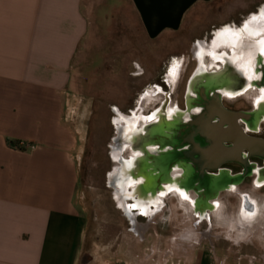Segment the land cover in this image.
Here are the masks:
<instances>
[{
  "label": "crops",
  "instance_id": "0c3cea01",
  "mask_svg": "<svg viewBox=\"0 0 264 264\" xmlns=\"http://www.w3.org/2000/svg\"><path fill=\"white\" fill-rule=\"evenodd\" d=\"M83 1L0 0V264H215L221 251L228 264L255 258L264 264L263 242L238 239L215 219L198 224L181 208L179 227L169 207L151 210L131 227L142 244L148 234L157 239L145 255L128 258L120 244L108 256L86 249L77 203L79 139L66 116L72 61L90 24ZM129 1L145 35L156 39L178 29L191 9L215 0ZM19 142L38 148L17 150ZM164 233L161 251L158 234Z\"/></svg>",
  "mask_w": 264,
  "mask_h": 264
},
{
  "label": "rangeland",
  "instance_id": "374dc122",
  "mask_svg": "<svg viewBox=\"0 0 264 264\" xmlns=\"http://www.w3.org/2000/svg\"><path fill=\"white\" fill-rule=\"evenodd\" d=\"M82 9L90 24L72 61L66 116L79 139L77 203L86 221V249L108 256L120 244L127 247L128 258L140 257L147 253L145 248L157 239L148 234L144 243H140L142 238L131 227L143 224L145 217L137 216L142 213L134 211L132 199H126L121 207L116 198L118 190L113 177L121 167L119 160L130 155L121 148L118 130L123 123L119 126L117 119L123 122L134 118V115H147L161 103V93H172L171 102H177L182 109L186 84L197 70L195 46L203 43L210 47L218 34L224 31L246 38L247 23L264 14V0H215L201 5L186 13L178 29L156 39L145 35L129 0H84ZM252 39H264V31ZM230 49L232 47L223 45L215 51L230 54ZM203 62L208 70L214 66L207 56ZM250 91L236 101L227 102L228 107L237 112H250V104L258 94L257 90ZM147 93L149 98L142 101ZM247 186L249 182L237 191L244 192ZM128 189L131 191L132 187ZM254 193V198L263 196L264 188ZM221 196L224 198L219 210L225 207L228 212L237 213L239 197L225 192ZM176 201L168 200L166 208L175 210L174 224L179 227L183 224L178 213L182 206ZM215 215L210 219L211 224L214 219L216 221ZM159 218L166 223L162 215ZM221 226L231 230L226 221ZM242 233L235 232V235L238 239L250 236L257 245L264 243L261 233ZM166 235L158 234L161 251L167 246ZM255 251L246 252L254 256ZM232 254L234 252L230 251L229 255ZM158 256L156 258L160 259ZM225 256L223 251L217 254L215 264H228ZM252 263L260 264V261L255 258Z\"/></svg>",
  "mask_w": 264,
  "mask_h": 264
},
{
  "label": "water",
  "instance_id": "95a60500",
  "mask_svg": "<svg viewBox=\"0 0 264 264\" xmlns=\"http://www.w3.org/2000/svg\"><path fill=\"white\" fill-rule=\"evenodd\" d=\"M255 61L252 74L254 77L259 76V79L246 80L241 76V72H236L230 65H223L219 71L204 74L195 71L188 85V90L194 97H186V106L189 113L195 111L200 115L189 116L192 121L187 125L181 122L179 124L165 122L146 128V136L139 143L142 157L135 160L131 172L134 181L138 177L145 181L143 194L153 192L154 187L161 182L174 184L168 178V173L173 165H177L185 173L184 180L178 187L187 190L197 183V190L203 189L205 193L209 191L214 193L210 198L203 199L202 202L206 204L205 201L213 199L218 191L229 190L251 175L252 167L247 163L248 158L264 160V139L246 135L239 126V122H243L250 131L255 132L258 122L264 118V102L252 112L230 111L221 103L222 97H233L235 94L238 96L250 88L264 90V64L260 60V55ZM170 139L173 140L172 143L169 142ZM153 144L159 146L158 152L146 149ZM202 144L207 148L199 151ZM185 145L191 146V156L189 152H179ZM133 150L136 149L133 147ZM193 151L196 154H203L208 162L215 161V164L211 167L197 166L193 159ZM244 152L247 153L246 156ZM225 163L239 164L243 167V172L231 176L225 170H218ZM215 170L219 172L216 176L206 173ZM258 174L264 179V170H259Z\"/></svg>",
  "mask_w": 264,
  "mask_h": 264
},
{
  "label": "flooded vegetation",
  "instance_id": "af4514ba",
  "mask_svg": "<svg viewBox=\"0 0 264 264\" xmlns=\"http://www.w3.org/2000/svg\"><path fill=\"white\" fill-rule=\"evenodd\" d=\"M231 47L232 49H230L231 51L230 54H227L225 51H222L220 53V52H216L215 50L214 51L212 50L210 53L205 55L209 57L210 59H212V64L214 65L209 70L206 67L205 63L203 62L204 57H205L204 55L201 56L200 59H196L194 57L196 68H197L196 71H198L200 74H204L205 72L207 73V72H212V71H219L220 69H222L223 65L224 66L230 65L234 68L236 72L238 73L241 72V76H243L246 80L259 79V76H256V77L253 76L252 68L256 64L255 59L258 55H260V60L264 64V39H261L260 41H256V40L247 38V39H244L241 42V44L237 45L236 43H232L229 48ZM189 81L190 79L188 80L186 84L182 109L179 108V105L177 102L175 103L171 102L172 93H169V94L161 93L162 95L161 103L157 104L155 108L152 109L151 112L148 113L147 115L143 114L145 122L137 121L134 125H131L132 126L131 129L128 128L130 125H127V123L122 124L120 126L121 128L118 131L120 133L119 138H120V142L122 145L121 148L130 153V155H128L127 157L121 158L119 160V163L121 165L119 170L120 171L122 170L124 172L122 179L125 180V184L128 183L127 181L129 179L135 182L136 184H134V186L132 187V190L131 191L129 190L128 192H130L136 200L140 199L139 201L141 200L151 201V204L148 205V210L150 209L155 212L163 213V211L166 210L167 201L170 199L176 198L175 196L181 197V199L183 200L184 197L180 195V192L181 191L184 192V194L187 197L192 199L191 204L186 203L188 202L187 199H184V201L190 207L192 216L195 222L198 224L210 223V219L212 215L216 214L217 209L220 208L221 201L224 198L221 196L223 192H225V194L235 193V195H237V197H239L240 199V204L238 207L239 215L243 219H245V221H247L248 223L255 224V219L259 211V208H258L259 203H258V198L257 197L254 198V195L250 191V189L251 190L254 189V192H255L257 190H261L264 188L263 176H260L258 174L259 170H264V160H260L257 158H248L247 163L250 167H252L251 175L248 177H245L238 185L232 186V188H230L229 190L218 191L216 196L213 199L205 201L206 204L202 202L203 199L210 198L211 196L214 195V193L212 191L205 193L203 189L197 190V185H198L197 183L194 184L193 188H188L187 190H184L178 187V184H182L184 180L183 176L185 173L177 165H173V167L170 169L168 173V176H169L168 178H170V180H172L174 184L176 182L177 185H174V184L170 185V184L161 182L159 183V185H156L154 187L153 192H150V193L148 192L146 195L142 193L144 189L143 185L145 181L139 177L137 178L136 181H134L133 178L131 177V172L134 169L135 160L142 157V153L140 152L141 147L139 146V143L142 142L141 139L144 136H146L145 130L148 126L160 125L165 122L171 123V124H179L181 122L182 124L187 125L191 123L192 121L190 120L189 116L197 117L198 115H200L199 112H195V111L189 113L188 112L189 110L186 106V97L187 96L194 97V95H192L188 90ZM250 90H257V89L250 88L246 90L244 93H248ZM257 91H258L257 96L252 100V104H250V109H251L250 112L256 110L257 107L260 106L261 103L264 102V90H261V91L257 90ZM244 93L238 96H236L237 94H235L233 95V97H226V96L222 97L221 103L223 107H225L227 110L234 111L230 107H228L227 102L236 101L240 99V97H242ZM148 117H151V119H148ZM239 126L244 130L246 135L264 139V118L260 119V122H258L255 132L250 131L247 125L243 122H239ZM128 130L131 133H129ZM153 141L155 143L154 139ZM169 142L172 143L173 140L170 139ZM133 147L136 149L135 151L133 150ZM206 148H207L206 145L202 144L200 145L199 151L203 149L206 150ZM146 149L151 152H158L159 146L156 144L155 145L153 144L151 146H147ZM191 150L192 149L190 145H185L183 148L179 149V152L180 151H184L186 153L189 152V155L191 156V153H190ZM194 153H193V157H194L193 159L196 162L197 166L200 167V166L205 165V166L211 167L212 165L215 164L214 163L215 161L208 162L203 154H196V153L194 154ZM243 154L244 156L247 155L246 152H244ZM188 165L191 166L190 162H188ZM218 170H225L231 176H234V175L241 174L243 172V167L236 163H225L221 165ZM206 173L208 175L216 176L218 175L219 172L215 170V171H206ZM116 175L118 174H115V176L113 177V184H115L114 182L116 180ZM245 182H249V186H247V189L244 190V192L237 191V189L241 188L242 186L245 187ZM169 189H172V190L169 191ZM161 192H164L165 195L161 196L160 195ZM173 193H175L176 195L174 196ZM121 196L123 197V195ZM216 204L218 207L216 206ZM134 205L135 203L133 204V206ZM134 211L137 212L138 209H134ZM164 214H166V212ZM137 216L142 217L144 215L138 213ZM231 230L235 232H242V231H239L238 229H232V227H231ZM255 232L261 233L262 231L261 229H257L256 231H254V233ZM242 234L245 235V232H243Z\"/></svg>",
  "mask_w": 264,
  "mask_h": 264
},
{
  "label": "bare ground",
  "instance_id": "6f19581e",
  "mask_svg": "<svg viewBox=\"0 0 264 264\" xmlns=\"http://www.w3.org/2000/svg\"><path fill=\"white\" fill-rule=\"evenodd\" d=\"M264 31V14H261L259 17H255L251 20L250 23H247L246 27H245V33L247 34L246 38H254L255 36H259L262 32ZM241 33V31H240ZM260 38V37H259ZM242 37H240L238 34L230 32V31H224L218 34L217 39L215 40V42H213L211 44V46H207L203 43H198L197 46H195L194 48V52H198L197 53V59H200L201 56H205L208 53H210L212 50L214 51L216 48H218L219 46H228L230 47L232 43H236L241 44V42L244 40ZM246 47V46H245ZM170 75H172L171 79H173L174 77V73L171 70L170 71ZM251 92V91H250ZM255 94V92H254ZM149 98L148 93L147 95H145L141 100L144 101L145 99ZM123 120V119H122ZM137 121H144L145 119L143 117V114L141 115H134V118L131 119H124L123 122L120 121V119H117V124L120 126L121 123L125 124L127 123V125H130L128 128H132L131 125H134ZM129 132V130H128ZM131 133V132H129ZM118 155V154H117ZM120 172V173H119ZM118 175H116V180H115V186L117 187L118 190V194L116 195V198L118 200L119 206H124V202L126 199H132L133 202L135 203L134 206H132V208L134 209H138L141 211L142 214H144V216H147L150 214V211H148V205L151 204V201H144V200H136L133 195L128 192L129 189L128 187L131 186L133 187L134 184H136L135 182H133L132 180H128L127 184H125V180L122 179V176L124 174V172L121 170H118L117 173ZM251 192L253 193V195L255 196L256 194L254 193V189L251 190ZM174 196L176 195L175 193H173ZM123 195V197L121 196ZM177 201L180 203V205L182 206V209L184 210L186 216H188L189 218H192V213L190 211V207L188 205H186V203L191 204V198L188 197V202L185 203L184 198L183 200L181 199V197H177L175 196ZM258 198V203L260 205V209H259V217H257L255 219V224H251L248 223L247 221H243L244 219L239 215V211L237 213H233L230 214L232 212H228L226 210V208H222V209H217V214L216 216V221H217V225L218 224H222L224 221H226V223L230 224L232 229H238L241 230L242 232L250 233L252 234L254 231H256L257 229H261V233L264 234V196H256ZM217 206V204H216ZM218 207V206H217ZM214 217V216H213Z\"/></svg>",
  "mask_w": 264,
  "mask_h": 264
},
{
  "label": "built area",
  "instance_id": "2783aa9c",
  "mask_svg": "<svg viewBox=\"0 0 264 264\" xmlns=\"http://www.w3.org/2000/svg\"><path fill=\"white\" fill-rule=\"evenodd\" d=\"M15 148L17 150H28L30 152L35 151L38 147L36 145L33 144H28V143H24V142H19L15 145Z\"/></svg>",
  "mask_w": 264,
  "mask_h": 264
},
{
  "label": "snow or ice",
  "instance_id": "6c2138e0",
  "mask_svg": "<svg viewBox=\"0 0 264 264\" xmlns=\"http://www.w3.org/2000/svg\"><path fill=\"white\" fill-rule=\"evenodd\" d=\"M148 119H151V117H148ZM172 189H169V191H171ZM160 195L161 196H164L165 195V193L164 192H161L160 193ZM180 195L182 196V197H184V199H188V197L184 194V192H180Z\"/></svg>",
  "mask_w": 264,
  "mask_h": 264
}]
</instances>
